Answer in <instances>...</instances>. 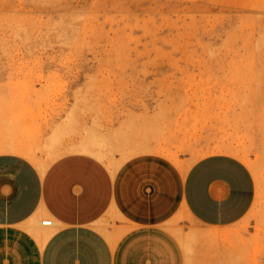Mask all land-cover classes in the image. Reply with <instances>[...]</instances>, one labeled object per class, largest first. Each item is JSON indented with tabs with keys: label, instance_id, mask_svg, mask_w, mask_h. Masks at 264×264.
<instances>
[{
	"label": "rangeland",
	"instance_id": "1",
	"mask_svg": "<svg viewBox=\"0 0 264 264\" xmlns=\"http://www.w3.org/2000/svg\"><path fill=\"white\" fill-rule=\"evenodd\" d=\"M84 141L113 171L240 159L256 184L242 221L209 228L181 208L164 226L187 264H264V0H0V144L45 168Z\"/></svg>",
	"mask_w": 264,
	"mask_h": 264
},
{
	"label": "crops",
	"instance_id": "2",
	"mask_svg": "<svg viewBox=\"0 0 264 264\" xmlns=\"http://www.w3.org/2000/svg\"><path fill=\"white\" fill-rule=\"evenodd\" d=\"M71 150L80 153L53 154L41 168L28 149L0 144V264H187L164 226L181 208L206 227L228 228L255 202L251 170L230 155L204 157L183 174L149 156L113 171L86 141ZM110 214L137 226L107 236L99 225Z\"/></svg>",
	"mask_w": 264,
	"mask_h": 264
},
{
	"label": "built area",
	"instance_id": "3",
	"mask_svg": "<svg viewBox=\"0 0 264 264\" xmlns=\"http://www.w3.org/2000/svg\"><path fill=\"white\" fill-rule=\"evenodd\" d=\"M52 220H44L43 222H42V225L43 226H52Z\"/></svg>",
	"mask_w": 264,
	"mask_h": 264
},
{
	"label": "bare ground",
	"instance_id": "4",
	"mask_svg": "<svg viewBox=\"0 0 264 264\" xmlns=\"http://www.w3.org/2000/svg\"><path fill=\"white\" fill-rule=\"evenodd\" d=\"M41 168H44V167H41Z\"/></svg>",
	"mask_w": 264,
	"mask_h": 264
}]
</instances>
